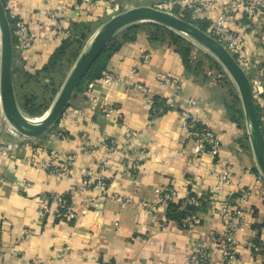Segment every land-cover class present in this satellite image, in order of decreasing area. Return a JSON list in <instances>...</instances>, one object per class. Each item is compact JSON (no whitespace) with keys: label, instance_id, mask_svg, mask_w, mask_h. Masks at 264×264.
<instances>
[{"label":"crops","instance_id":"0c3cea01","mask_svg":"<svg viewBox=\"0 0 264 264\" xmlns=\"http://www.w3.org/2000/svg\"><path fill=\"white\" fill-rule=\"evenodd\" d=\"M114 1L130 9L162 7L169 0H95L90 5L81 0H13L15 13L28 21L36 39L32 49L14 54L13 82L17 69L29 74L42 70L61 41L70 37V30L78 35V25L92 29L86 46L99 26L116 14L110 8ZM225 2L203 0L198 18L209 27ZM49 11L57 17L49 18ZM56 23L68 34L57 38L52 29ZM230 26L242 42L234 57L239 64L248 63L249 80L264 75V14L251 20L238 14ZM124 30L113 40H120ZM106 69L121 79L120 84L95 85L90 91L89 83L83 86L56 129L37 139L16 135L11 140L6 130L0 135L2 143L16 145L9 158L0 160V264H182L191 246H210L211 235L221 228L217 212L224 203L234 205L241 190L251 194L245 204L249 214L236 236L238 264H264V182L243 129L230 121L214 98V89L188 72L169 45L151 42L143 32L123 42ZM159 73L171 78L179 89L160 85ZM137 85L147 86L151 99L169 107L150 124L148 96L138 92ZM190 100L196 103L191 109L193 117L209 124L218 135L220 162L232 170V184L217 194L212 158L205 153L191 159L195 143L179 116ZM105 106L114 107V113L102 114ZM83 135L92 153L80 150ZM128 148H137L141 155L134 173L128 170ZM41 164L65 166L68 174L53 175ZM100 176L107 186L99 206L88 208L72 221L38 216L51 196L63 194H69V202L79 213L90 197L102 198L101 189L95 186ZM86 177L91 187L82 189ZM166 184L177 191L179 202L194 193L207 199L198 214V225L190 230L180 228L169 220L167 206L147 215L137 207L108 199L119 195L154 201L157 190Z\"/></svg>","mask_w":264,"mask_h":264},{"label":"built area","instance_id":"2783aa9c","mask_svg":"<svg viewBox=\"0 0 264 264\" xmlns=\"http://www.w3.org/2000/svg\"><path fill=\"white\" fill-rule=\"evenodd\" d=\"M13 0H5L4 8L7 17L13 21L12 35H13V46L14 53L24 54L34 47L36 44L35 36L33 35L30 24L28 21L19 17L15 13L12 7ZM48 1V0H44ZM95 0H81L85 5H90ZM203 3V0H169L165 6L156 7L162 11L172 14V10L178 8L180 12L185 10H192L194 14H197L198 7ZM51 19L57 17V13L49 11L46 13ZM238 14L246 16L249 20L254 17H259L264 14V0H226L225 6L222 11L212 20L211 25L207 29V34L215 38L219 43H221L227 51H229L233 56L240 53L242 47L241 39L231 30V23L234 21ZM174 15V14H173ZM176 16V15H175ZM178 17V16H177ZM54 30V35L57 38L63 37L68 34L62 26L60 27L57 23L52 27ZM147 59V57H143ZM242 69L247 73L248 63L239 64ZM157 81L160 85H164L170 88L179 89L176 83L172 81L167 75L159 73L157 75ZM121 82V79L110 72L108 69L104 70L100 77L88 85V90L90 91L99 85L100 87L117 86ZM252 87L253 101L257 110L258 119L260 127L264 134V75L260 74L253 81H250ZM136 89L143 95L148 96V102L150 107L153 106L154 100L151 99L149 89L144 85H137ZM89 97V96H88ZM90 98V97H89ZM195 101H188V107L184 110L179 111L180 119L184 125V128L188 132V138L193 140L195 143V148L193 156L191 159H197L203 154L209 155L213 163L212 172L216 177L217 186L214 193H219L222 189L229 188L232 184V170L230 165L220 162V147L221 142L218 138L217 133L214 129L206 122L197 121L192 113L191 109L195 106ZM93 107V106H92ZM95 108V105L94 107ZM115 108L105 106L102 108L101 112L105 116L114 113ZM66 118V113L64 112L61 116V120ZM151 119H154L150 115ZM16 136V135H15ZM80 150L84 153H92V146L88 141L86 135L81 137ZM16 145L12 142L0 143V160L7 159L11 156L15 150ZM112 148H110V151ZM127 153H125L128 159V170L130 173H134L138 170L140 162V151L137 148H128ZM41 168L48 173L59 177H66L68 170L62 165H48L41 164ZM259 179H262L259 176ZM263 182V181H262ZM94 184V183H93ZM96 187L101 189V196L96 195L90 197L85 204L84 208L76 211V206L72 202H67L66 197L69 194L63 195H53L49 199V204L43 205L38 211V216L44 218L45 216L53 217L54 219H61L72 221L77 215H82L86 213L87 209L90 207H97L101 204L103 196H105L106 182L104 177L100 176L96 179ZM91 187V181L84 178L81 181L82 189H89ZM250 190H241L237 193L234 205H229L224 203L219 211L217 212V219L221 223V228L213 233L210 237V246L201 244L194 245L190 247V252L187 258L182 264H238V243L237 234L240 232L245 217L249 214L246 207V201L250 196ZM108 199L112 202L127 205L129 207H137L144 210L147 215H152L154 210L159 206H168L169 204L181 205V209L190 207L197 209L201 205V201L205 200L203 195L198 193L187 195L182 201H178L177 191L170 184H166L157 190V197L154 201H136L133 198L126 196H109ZM199 215H188L180 223V228L182 229H192L194 226L199 224ZM100 264H110L108 262H102Z\"/></svg>","mask_w":264,"mask_h":264},{"label":"water","instance_id":"95a60500","mask_svg":"<svg viewBox=\"0 0 264 264\" xmlns=\"http://www.w3.org/2000/svg\"><path fill=\"white\" fill-rule=\"evenodd\" d=\"M141 24L158 25L197 42L223 68L238 93L246 136L256 170L264 182V134L259 124L247 74L234 56L215 38L194 24L152 6L126 9L102 23L74 62L55 100L37 121L26 116L17 102L12 69L15 54L13 35L4 4L0 0V109L7 124L17 135L26 139H37L46 135L58 123L82 79L105 48L121 31Z\"/></svg>","mask_w":264,"mask_h":264},{"label":"trees","instance_id":"16d2710c","mask_svg":"<svg viewBox=\"0 0 264 264\" xmlns=\"http://www.w3.org/2000/svg\"><path fill=\"white\" fill-rule=\"evenodd\" d=\"M1 1L5 4V0ZM173 13H176L179 18L194 24L202 31L207 32L208 23L199 19L198 15L194 14L192 10L180 12L178 8H175ZM8 21L11 28H13V21L9 19V17ZM76 28L78 30L76 31L78 35H76V33L75 35H72L70 30V37L61 41L59 47L42 70L33 74H29L18 69L15 72V94L16 98L20 101V108L26 116L31 118L41 117L49 109L53 102V97L57 94V90L59 89L62 80H64L79 54L83 50L92 29L90 26L86 25H78ZM140 32L146 33L151 42L164 43L170 47H174L173 50L181 56L186 70L197 77L195 70L192 69V64L189 58L190 43L186 41L184 37L158 25L141 24L124 30L120 40H113L105 48L82 79L77 91L83 89V86L88 83L90 84L96 81L100 77L101 73L106 70L109 58L120 48L121 44L123 42L132 41L135 35ZM234 58L237 61V57ZM230 86L231 84L228 82V93L232 95V101L228 102L225 97L218 95L215 91L213 92V96L224 107L230 121L236 124L239 128L244 129L241 124L243 113L241 107H239L240 101L233 94ZM168 110L169 107H167L163 101L156 99L151 107L150 115L152 118H155ZM58 123L55 125L54 129L57 128ZM244 139L246 141L247 137L245 136ZM66 200L69 203L68 197H66ZM206 200V198L205 200H202L200 207L197 209L190 207L181 209V205L169 204L167 206L169 220L175 221L178 225H180L181 221L186 216L197 213L199 214L203 211V208L207 203Z\"/></svg>","mask_w":264,"mask_h":264},{"label":"rangeland","instance_id":"374dc122","mask_svg":"<svg viewBox=\"0 0 264 264\" xmlns=\"http://www.w3.org/2000/svg\"><path fill=\"white\" fill-rule=\"evenodd\" d=\"M116 2H118V1H114V3L110 6L111 10L114 13L118 14L120 12H123L126 8H128L126 5H124L122 3H116ZM161 6L163 7L165 5H161ZM171 12H172V14L178 16L176 13H173L174 10H172ZM186 41H188L190 43L189 58H190V61L192 64V69L195 70L198 79H200V81H202L204 83L209 84L211 86V88H213L214 91L218 95L225 97L228 102L232 101V99H233L232 95H230L228 93V88H229L228 82H229L231 84V86H230L231 91L236 96V98H238V93H237L233 83L231 82V80L229 79V77L227 76V74L225 73L223 68L214 60L215 58L207 50H205L202 46H200L197 42H195L189 38H186ZM171 48L174 49V47H171ZM65 78H64V80H65ZM64 80H62V83H61L59 89L57 90V94H58ZM37 94H38V92H37ZM57 94L53 97V101L55 100ZM17 102H18V105L20 107V101L18 98H17ZM239 107H241V104H239ZM21 111H22V109H21ZM29 118H31V117H29ZM39 118L40 117L31 118V119L34 120V119H39ZM241 124H242V127L244 128L243 131H244L245 136H246L244 117L242 118ZM5 130L9 131V132H7V134H9L11 140L16 138L15 135H17V133L14 132L11 129V127L7 124L5 118L2 114V111L0 109V135H2V133H4ZM17 136H19V135H17ZM0 143H2V142L0 141Z\"/></svg>","mask_w":264,"mask_h":264},{"label":"bare ground","instance_id":"6f19581e","mask_svg":"<svg viewBox=\"0 0 264 264\" xmlns=\"http://www.w3.org/2000/svg\"><path fill=\"white\" fill-rule=\"evenodd\" d=\"M31 120H33V119H31ZM35 120L39 121V120H40V118H39V119H35Z\"/></svg>","mask_w":264,"mask_h":264}]
</instances>
